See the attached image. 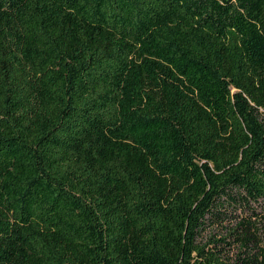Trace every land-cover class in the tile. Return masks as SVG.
I'll return each instance as SVG.
<instances>
[{"label": "trees", "instance_id": "16d2710c", "mask_svg": "<svg viewBox=\"0 0 264 264\" xmlns=\"http://www.w3.org/2000/svg\"><path fill=\"white\" fill-rule=\"evenodd\" d=\"M0 264H264V0H0Z\"/></svg>", "mask_w": 264, "mask_h": 264}]
</instances>
